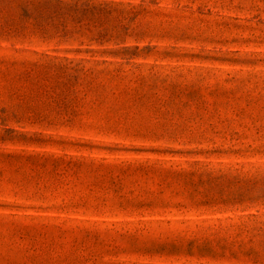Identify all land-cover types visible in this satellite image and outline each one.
<instances>
[{
    "label": "rangeland",
    "instance_id": "374dc122",
    "mask_svg": "<svg viewBox=\"0 0 264 264\" xmlns=\"http://www.w3.org/2000/svg\"><path fill=\"white\" fill-rule=\"evenodd\" d=\"M0 264H264V0H0Z\"/></svg>",
    "mask_w": 264,
    "mask_h": 264
}]
</instances>
